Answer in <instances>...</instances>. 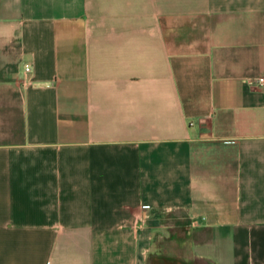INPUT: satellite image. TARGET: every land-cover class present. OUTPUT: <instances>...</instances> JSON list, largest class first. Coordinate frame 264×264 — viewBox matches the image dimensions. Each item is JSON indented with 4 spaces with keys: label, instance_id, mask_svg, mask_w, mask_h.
Returning <instances> with one entry per match:
<instances>
[{
    "label": "crops",
    "instance_id": "0c3cea01",
    "mask_svg": "<svg viewBox=\"0 0 264 264\" xmlns=\"http://www.w3.org/2000/svg\"><path fill=\"white\" fill-rule=\"evenodd\" d=\"M263 72L264 0H0V264H264Z\"/></svg>",
    "mask_w": 264,
    "mask_h": 264
},
{
    "label": "built area",
    "instance_id": "2783aa9c",
    "mask_svg": "<svg viewBox=\"0 0 264 264\" xmlns=\"http://www.w3.org/2000/svg\"><path fill=\"white\" fill-rule=\"evenodd\" d=\"M29 69H30V66L26 65L25 66V70L27 71ZM255 81H256L257 84L264 86V72L259 74V75H257L256 78H255ZM23 82H25V80Z\"/></svg>",
    "mask_w": 264,
    "mask_h": 264
}]
</instances>
